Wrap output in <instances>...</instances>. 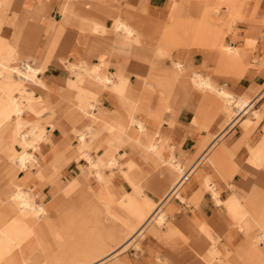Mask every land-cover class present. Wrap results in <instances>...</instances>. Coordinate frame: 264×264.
I'll use <instances>...</instances> for the list:
<instances>
[{"label":"crops","instance_id":"0c3cea01","mask_svg":"<svg viewBox=\"0 0 264 264\" xmlns=\"http://www.w3.org/2000/svg\"><path fill=\"white\" fill-rule=\"evenodd\" d=\"M62 2L0 0V43L14 41L9 44L16 56L26 57L33 67L42 69L39 78L46 88L30 84L28 89L49 107L44 117H49L55 128L47 127L51 142L37 156L47 157L46 164H50L75 126L79 127L74 125L77 113L72 108L74 102H90L82 97V91L90 87L82 82L76 85V78L66 68L79 62L90 66L108 62V75L123 78L124 92H102L95 114L103 121L115 122L113 129L118 123L126 124L129 140L149 137L153 141L145 140L148 146L125 143L126 137L118 141L111 128L106 135L102 133L101 144L87 142L86 153L98 167L89 163L91 168L86 170L82 167L84 161L83 165L71 163L79 157L84 159L79 143L77 146L72 140L76 159L69 158L64 147L59 154L69 159L57 167L60 174L54 182L60 181L58 185L65 186L64 190L66 186L80 187V195L72 200L81 201L74 218L65 216L64 208L70 200L63 204L53 201L54 184L39 179L35 170L29 176L20 172L19 184L35 191L38 203L48 208L43 223L45 232L58 226L47 245L55 251L66 250L64 245L59 248V239L66 237L67 225L77 237L90 232L101 247L102 235L97 231L102 233L104 229L108 233V249L121 244L109 254L83 261L87 263L107 260V264H264V0H71L66 4L70 8L67 10ZM204 13L210 16L200 39L193 30ZM215 13L218 19L214 18ZM119 21L136 31V40L115 31ZM181 21L186 22L189 32L180 29L184 25ZM91 24L99 25L100 30L89 32ZM107 30L110 31L105 35ZM227 45L233 52L226 50ZM167 48L170 56L166 55ZM254 53L258 60L249 61ZM175 68L179 70L174 75ZM154 74L171 79L159 86L145 80ZM200 77L216 89L246 100L252 105L249 112H254L238 120L240 109L230 107L217 90L197 86L194 82ZM162 101L166 110L157 116L155 112ZM83 116L82 126L86 122ZM137 124H142L141 131ZM145 128L150 134L143 137ZM226 129L214 148H206ZM77 130L81 133L83 129ZM104 139L108 140L105 144ZM151 145L157 151L162 149L160 154L166 161L175 157L185 170L197 164L199 155H205L207 160L186 180L181 190L183 200L172 198L163 207L166 226H151L142 237H135L168 194V183L161 174L165 168L148 161ZM110 157L119 166L110 168ZM102 168L111 170L113 175L106 176ZM95 172H100L101 180ZM90 174L95 179H85ZM2 178L6 183L1 182ZM206 181L218 194L220 204ZM7 182L0 163V191ZM231 202L239 204L237 209ZM16 245L15 263L38 264L35 256L22 261ZM82 248H71L67 261L71 262ZM51 253L47 259L50 264L54 258Z\"/></svg>","mask_w":264,"mask_h":264},{"label":"bare ground","instance_id":"6f19581e","mask_svg":"<svg viewBox=\"0 0 264 264\" xmlns=\"http://www.w3.org/2000/svg\"><path fill=\"white\" fill-rule=\"evenodd\" d=\"M70 1L71 0H64V3L62 2L63 3L62 7L64 5V8H65L66 4L70 3ZM71 8H72V6H71ZM67 9H70V8L66 7L65 10H67ZM65 10H64V13H65ZM70 14L71 13H69L68 15H70ZM209 16H210L209 14L204 13L202 18H201V21H199L197 27L193 30V31L197 32V35L199 36L200 39H202V37L205 34V31L207 29ZM70 17H71V15H70ZM64 19H66V18H64ZM69 22H72V21H69ZM180 23H183V22L181 21ZM178 24H179V21H178ZM91 25L92 26H90V27L87 26L89 32L94 33L96 30L97 31L100 30L99 25H96V24H91ZM185 25H186V22L183 26L182 25L179 26L180 29L186 30L189 32V30H191V29ZM0 28H1V26H0ZM115 31L124 33V35H126L127 38H134V40L137 39L136 31L130 27H127L121 21L117 22L116 27H115ZM0 40H3V39H1V37H0ZM9 42L4 40L3 42L0 43V89L2 88L1 79L3 78V73H4L3 71H8L10 73L18 75L23 80V82L20 83V86H21L20 88L22 89V91L19 95L14 94L12 97H10L11 104L13 106L11 112L8 109L4 108V109H1L0 113L2 115L13 114L15 116V118L19 119L25 114V112H26V110H24V107H25L26 109H28V112L31 111L33 114H35L39 120V118H41L42 115H44L45 113L48 112L49 107L47 105H45L44 102H40L41 98L40 97L36 98L34 96V92L31 93V96H30V94H27V92H29V90L27 88L30 84L39 86L41 88H46L45 84L39 78V74L42 71V69L39 66L33 67L28 62L27 58H24V59L18 58L16 56L14 47L11 46L9 44ZM13 42H10V43L13 44ZM14 44H15V42H14ZM226 50L229 52H233V48H231V46H229V45H227ZM13 59H19L20 60V62H21L20 68H12L10 66ZM156 63H158V62H156ZM108 67H109V63L108 62L103 63V61H102V64L99 66H96V65L90 66L86 62H79L75 65H71V64L66 65V68L70 72H72L74 77L76 78V81H75L76 85H78L79 82H82V83H86L90 87V89H88V90L82 89L83 90L82 91V97H87L88 100H90V102L88 104L93 109L97 107L98 98L102 92L110 91L114 94L116 92H118L119 94L124 92V85L122 83L123 78H120V77H117L116 75H114L115 79H117L115 81V79L111 78V76L108 75L109 74L107 71ZM175 69H176V71L174 70V73H173L174 75L179 70L177 68H175ZM158 72L156 71V73H158ZM159 78L160 77H158V75L155 77V74H154V76H151L150 79L145 78V80H150V81L152 80L157 86H159L163 82H165V81L168 82L171 79V78H169L168 75L164 76L162 79L161 78L159 79ZM194 83L197 84V86H200L201 88H205V89H208L211 91L217 90L218 94L227 102V104L230 107L235 105L236 107H238L240 109V111L243 114L242 116L246 115L249 112V110L252 108V105H249V103L246 100H244V99L243 100L242 99L241 100H235L232 96H230L229 94L224 92L222 89H216L215 87H213L211 85V83L205 78L200 77ZM14 85H17V84H14ZM156 98L158 99V97H156ZM40 103L43 105V108H41V106L39 105ZM167 103H168V101H167ZM164 109H165V105H164V102L162 101L161 107L159 108V110H157L155 112V114L158 116L161 113V111H163ZM171 109H172V111H174L173 107ZM78 113H77V117H74V125L76 124L77 126L81 125V123L83 122V119H84L83 115L86 116V114L84 113L83 110H81V108H80V111H78ZM46 122H50L51 127L55 126L50 119H47ZM27 125H29V124H27ZM137 125L139 128V131H141L143 128L142 124H137ZM96 126H98V128H99V126H100L99 120H97L95 123L89 125L88 127L86 126L85 128H83L81 133L77 130V128L74 129L75 132L73 131L74 135L77 138V143H79L78 148H80L81 151L85 153L84 159L88 163L93 164L92 165L93 168H97L98 165H95L93 160H92V157L86 153L87 152L86 146H87V142L94 141V139L96 137L95 131L98 130V128H96ZM125 126H126V124L118 123V126L116 129L112 128L113 132H115L119 137L118 141H122L124 139V137H126V135H127V131H126ZM20 131L22 132V130H20ZM226 131H228V129L222 131V133H221V135H219L218 139H216L214 141L212 140L211 142H209V144H208V146H206V148H209V149L214 148L217 145V142L224 136ZM17 135H18V133H17ZM46 135L47 136L44 138V140L41 139V140H43L41 145H38V147H37V145L33 146L34 147L33 153H27L26 152L21 156V158L19 160L21 163L24 164V166H26L27 164H31L32 169H37V166H45V165L50 166V167H55V168L61 167V164L56 166V162L61 158V155L59 154L60 151H58L54 155V158L50 164H46V162H48L47 157L40 158L39 156H37V153H39L40 151L43 150V146H45L47 143L51 142L50 133L47 132ZM21 139L25 140L26 136L22 135ZM66 142L67 143L65 144V146L68 144V141H66ZM77 146H78V144H77ZM206 148H204V150ZM161 151H162V149L160 151H157L156 146L151 145L150 146V153H151L150 154V160H148V161H152L155 166H158V167L160 166L162 168H165V170L161 174H162V176H164L165 181L168 183V186L165 190V192H167L168 194H167L166 198L164 199V201L162 202V205L159 206L155 210V212L151 215V217L149 219H147L144 222V224L141 226V228H139V230L135 233V237H142L144 232L146 231V229H148L151 226H154V225L158 226V227L166 226V215H165V212L163 210V204L168 203L167 201L171 200L172 197L174 196V194L178 199L183 200V198L181 197V190L183 189V187L187 183L186 179L190 180V178L192 176H194V174H195L194 171L196 170L197 166L202 164V162L207 160L205 155H202V156L199 155L200 158L197 160V164L196 163L193 164L191 166L190 170H185L184 165L182 163H180L175 157H173L169 161L168 160L166 161L161 156V154H160ZM41 159L43 161H41ZM44 162H45V165L43 164ZM262 162H263L262 166H264V157L262 159ZM117 166H119L118 161L115 158L110 157L109 167L113 169ZM59 168H57V169H59ZM95 174H96V177L99 180H101L100 172H95ZM178 183H180V186L178 185L179 187L177 186ZM206 185L209 189H211L213 191L214 196L217 200V204H220V201L217 198L218 194L216 193V191L211 186H209L208 181H206ZM20 188L21 187L17 186L15 188L11 187L9 189H6L5 192L2 194V196L0 197V203H6L8 201V198H10L11 201L16 205V211H17L15 216L11 215L12 216L11 220H8V216H9L8 214L4 213L3 211H0V247L5 246L9 243H14V244L17 243V245H16L18 247L17 250H19V252H21L20 254L22 257V261L26 262L27 259L35 256V257H37L36 263H38V264H50L49 261L47 260L48 257L50 256V252H52L51 254L54 253V258H53L52 264H80L83 261H89L92 258L97 257L99 254H104V253L108 252V248L106 247L108 244V233L105 229L102 232V247H101L99 245L98 241L94 238V235L91 234L90 232H87L86 234H82L79 237H77V236H75L74 231L71 228H68L67 225L64 226L66 237L65 238L62 237L61 239H59L60 242H64V244H66L65 248H67V249L61 250V251H55L54 249H52L53 247H50V245H47V242H52V236H55V234H53V233H55L54 231L57 230L58 226L53 227V229L49 230V232H45L46 227L43 223H44V220L47 219V215H48L47 206L44 204L36 202L31 197L29 192L23 191ZM250 200H252V199H250ZM253 202H254V200H253ZM231 204H232L231 206L234 209H237V207L239 206V204L237 202H235V203L231 202ZM257 204H259V203H257ZM248 205H249V203H248ZM68 207H70V205ZM68 207H66L64 209H67ZM254 207L257 208V206H254ZM11 216H9V217H11ZM50 232H51V234H50ZM11 233H14V235H12ZM261 241L264 242V236L261 238ZM78 247H80V248L83 247V248L81 249V251L77 252V255L73 258V260L71 262L67 261V257L71 252L70 251L71 248H78ZM100 247H101V251H100ZM47 248H49V251L47 250ZM14 251H16V250H14ZM3 253H4L3 249L0 250V264H13V259H10V258L7 259V257H6V259H3V257H4ZM10 254L11 253H9L8 256H11ZM97 264H101V262H98Z\"/></svg>","mask_w":264,"mask_h":264},{"label":"rangeland","instance_id":"374dc122","mask_svg":"<svg viewBox=\"0 0 264 264\" xmlns=\"http://www.w3.org/2000/svg\"><path fill=\"white\" fill-rule=\"evenodd\" d=\"M218 13H215L216 16L214 18L218 19ZM109 31L110 30H107L106 33H104V34L107 35L109 33ZM168 50L169 49L167 48V54L166 55L170 56ZM24 58H26V57H23V59ZM257 60H258L257 54L254 53L250 57L249 61H257ZM10 66L12 68H20L21 63L20 62H16L15 63L14 61H12ZM3 72H4L3 73V78L1 79L2 88L0 89V111H1V109L5 108V109H8L11 112L13 106L11 104L10 97H12L14 94L19 95L21 93L22 89L20 88L21 87L20 83H22L23 80L18 75H15V74L10 73L8 71H3ZM215 73L217 75H221V76H224V77H227V78H232L230 75L229 76L228 75H224V74L218 73L217 71H215ZM232 79H234V78H232ZM143 83H144V81H142V84ZM14 84H17V85H14ZM32 92L33 91H29V92H27V94H30V96H31ZM74 93H76V92H74ZM76 95H77L76 98L78 99V97H79L78 93H76ZM230 95H232V94H230ZM262 95L264 96V88H263V91H262ZM233 97L236 100H239V98H236L235 96H233ZM263 99H264V97H263ZM40 100H41L40 102H43L42 99H40ZM74 103H75V105L73 106L72 110L75 113H78V111H80V108H81V110H83L84 113L86 114V116H85V118H86L85 125H83V126L79 125V127L77 129H83L86 126L88 127L89 125H91V124L95 123L97 120H99V125H100L99 128H100V130H96V133H95L96 137L94 139V142L91 143V145L92 144H96V146H97L98 144H101L102 143L101 142L102 141V135H104V134L106 135L108 133V131L111 130L112 125L113 124L115 125V122H106V121L101 120V117L98 116L97 114H95V112H94L96 110V108H94V109L91 108V106H89L88 103H83V104H79V103H76V102H74ZM44 104H45V102H44ZM39 105L41 106V108H43V105L41 103ZM126 108H128L129 110L131 109V108L127 107V106H126ZM24 110H26L25 114L19 119L15 118V116L13 114L2 115L0 113V145L4 146L3 147L4 149L0 152V163H2L3 168H4V176L8 178V182H7L6 186H5V188L0 191V197L5 192L6 189H9L11 187L15 188V187L19 186V187H21L20 189H22L23 191L29 192L31 197L36 202H38L37 199H38L39 195L36 194L35 191H33V190H25L23 188V185L19 184L18 179H17L18 178L17 176H18V174L20 172H25L26 176H29L31 174V172L33 170H35V171H37V177L39 179H41V180L43 179V180L47 181L49 184H52V185L54 184L55 185L54 193H53L54 194L53 201H56L59 204H61V202H62V204H63L67 200H70V205L71 206L68 207L65 210V216L66 217H70V218H74L77 215V212L79 211L78 206L81 203V201L75 203V201H72V200L77 199L78 196L80 195V192H81L80 189H79L80 187L78 188V186L77 187H74V186H68L67 187L66 186V188L64 190L65 186L64 187H60L58 185L60 183V181L58 183L54 182V179H56V177H58V175L60 174V170L59 169H57L55 167H50V166H37V169H32L31 168V164H27L26 166H24V164L21 163L20 160H19L24 153H26V152L27 153H33L34 152V147H33L34 145H37V147H38V145L42 144V141L47 136L46 135L47 132H48L47 127L48 126L51 127V123L50 122H46L49 117L45 118L44 117L45 114L42 115L41 118H39V120H38L36 115L33 114L31 111L28 112V109H26L25 107H24ZM131 111H132V109H131ZM253 112L254 111L251 110L247 115H251ZM54 113H55V109L53 111V114ZM53 114H52V116H53ZM242 115L243 114L241 112L237 119L239 120L240 118H242ZM27 118H29V119H27ZM135 119L139 120L136 117H135ZM136 123L137 122H134V124H136ZM27 124H29V125H27ZM227 124L228 123H226V125ZM54 127H52V128H54ZM75 128H76V126H75ZM74 129L72 130V134L70 133V135L68 136V139H67L68 140V144H67V146L64 145V147H67V150H68L67 152H68L69 158H72V159H76L78 157V154L76 153V149H75V147L77 145V139H76V137L74 135V132H75ZM20 130H22V132ZM143 132L145 133L143 137L148 136L150 134L146 130V128L143 130ZM17 133H18V135H17ZM102 133H104V134H102ZM22 135L26 136L25 140L21 139ZM41 139H43V140H41ZM73 139L76 141V145L75 144L73 145V143H72ZM147 139H149V141H153L149 137H147V138H145L143 140H140V138H139V140H138V138L134 139V140H129L126 137V139H124V140H125V143L129 142L132 145L133 144L137 145V143L142 145V144L146 143L144 141L147 140ZM107 141H108L107 139H104L103 143L105 144ZM152 143H154V142H151V144ZM158 143L159 142L156 141L157 145H158ZM148 145H150V144H147L146 146H148ZM64 147H63V149L60 150L61 153H63ZM43 149H44V146H43ZM98 149L100 150L99 147H98ZM98 149H95V152L98 153ZM94 156H95V159L98 158V157H96V155H94ZM42 157H44V156H42ZM141 157L143 158L142 154H141ZM69 158H67L66 156L62 155L61 158L56 162V165L62 164L65 160H68ZM41 161H43V160L41 159ZM82 161H84V163H85L84 165L81 163ZM73 162L79 163L80 165H83L82 167L85 170L91 168L90 164L85 159H83L82 157H79L78 159L73 160L71 163H73ZM80 165L78 167L80 168V171H81L82 168L80 167ZM65 168L66 167H64L63 170ZM102 169H103L102 172L105 173L106 176L113 175V172L111 170L108 171L109 174H107L108 173L107 169H105V168H102ZM116 170H119V169L117 168ZM61 174H63V172ZM90 178L93 179L94 176L92 174H90V175L86 176L85 179H90ZM80 179H82V178H80ZM1 182L6 183L5 179L1 180ZM172 198H176L175 194H174V196ZM64 199H65V201H63ZM167 204L168 203L163 204V207L166 206ZM0 211H3L4 213L8 214L9 216H11V215L15 216L16 212H17L16 211V205L11 201L10 198H8V201L6 203H0ZM8 212H10V213H8ZM9 216H8V220L10 219ZM93 225H94V223H93ZM97 233H99L100 236L102 235L101 232L97 231ZM11 234L14 235V233H11ZM63 244H64V242H60L59 243V248L60 249L62 248L61 246H63ZM65 245L66 244H64V246ZM120 246H121V244H119V245H117L115 247H110L109 246L110 248L108 249V252L106 254H109L110 252H113L116 248H118ZM2 249L4 251L3 259H6V257H7V259H9V258L13 259V264H20V262H16L15 263V261H14V254H15V251H14L15 250V244L14 243H9V244H7L5 246L0 247V250H2ZM9 253H11L10 254L11 256H8ZM94 262L95 261L93 260L92 262H89V263L81 262V264H94ZM109 262H111V261H109ZM101 263L102 264H107L108 261L105 260L104 262H101Z\"/></svg>","mask_w":264,"mask_h":264},{"label":"built area","instance_id":"2783aa9c","mask_svg":"<svg viewBox=\"0 0 264 264\" xmlns=\"http://www.w3.org/2000/svg\"><path fill=\"white\" fill-rule=\"evenodd\" d=\"M186 180H187V179H186ZM178 185L180 186V183H178L177 186H178ZM177 186H176V187H177ZM179 186H178V187H179Z\"/></svg>","mask_w":264,"mask_h":264}]
</instances>
